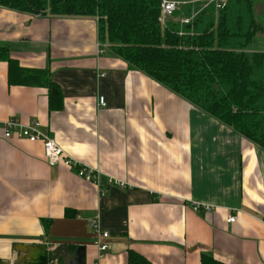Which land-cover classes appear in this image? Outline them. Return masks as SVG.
<instances>
[{
	"label": "crops",
	"instance_id": "0c3cea01",
	"mask_svg": "<svg viewBox=\"0 0 264 264\" xmlns=\"http://www.w3.org/2000/svg\"><path fill=\"white\" fill-rule=\"evenodd\" d=\"M98 27L92 16L0 7V44L22 66L49 69L63 105L50 109L46 87L9 85L0 61V264H35L40 244L48 264H77L80 246L85 264H129L130 250L151 264H264V150L129 66ZM11 118L37 119L100 181L49 164L40 141L6 138ZM94 218L109 233L103 253Z\"/></svg>",
	"mask_w": 264,
	"mask_h": 264
},
{
	"label": "trees",
	"instance_id": "16d2710c",
	"mask_svg": "<svg viewBox=\"0 0 264 264\" xmlns=\"http://www.w3.org/2000/svg\"><path fill=\"white\" fill-rule=\"evenodd\" d=\"M194 5L196 11L201 7L199 2L185 4L176 15H192ZM0 7L33 14L96 17L99 40L108 43L129 66L264 150V50L248 49L262 28L253 0H229L218 14L210 5L191 22L182 25L177 20L166 27L159 20L161 0H0ZM0 61L8 63L9 85L46 87L50 109L62 108L49 69L22 66L6 44H0ZM201 261L226 264L206 255ZM129 264L151 262L130 250Z\"/></svg>",
	"mask_w": 264,
	"mask_h": 264
},
{
	"label": "built area",
	"instance_id": "2783aa9c",
	"mask_svg": "<svg viewBox=\"0 0 264 264\" xmlns=\"http://www.w3.org/2000/svg\"><path fill=\"white\" fill-rule=\"evenodd\" d=\"M201 3L200 9L196 11V7L192 9V15L190 16H180L179 21L182 25L191 22L193 17L202 9L214 5L216 14L219 10L223 9L229 2V0H161V15L159 20L164 27L170 22L171 18L176 14V11L181 9L185 4H195ZM179 34H183L182 31ZM100 104L106 105L105 98L100 97ZM4 136L6 138H23L31 142L40 141L43 144L45 156L51 165L63 162L67 166L73 167L77 174L86 180L98 183L100 181L101 172L99 169H94L92 167H87L80 162L74 160L69 156L65 150L59 145L55 138L51 137L46 131L41 128V124L37 119L32 120L28 124H22L16 119H8L4 123ZM114 181L110 179V182ZM120 185H124L122 182L115 181ZM195 209H199V203L195 204ZM236 216L229 217V222H234ZM91 226L93 227L95 233L99 237V250L101 253L105 252L108 248L107 240L109 238V233L102 230L97 218L91 219Z\"/></svg>",
	"mask_w": 264,
	"mask_h": 264
},
{
	"label": "water",
	"instance_id": "95a60500",
	"mask_svg": "<svg viewBox=\"0 0 264 264\" xmlns=\"http://www.w3.org/2000/svg\"><path fill=\"white\" fill-rule=\"evenodd\" d=\"M53 92H56L54 89ZM50 261L49 252L45 244L37 245L34 253H30L27 262L35 264H48ZM77 264H85V247L80 246L77 250Z\"/></svg>",
	"mask_w": 264,
	"mask_h": 264
},
{
	"label": "rangeland",
	"instance_id": "374dc122",
	"mask_svg": "<svg viewBox=\"0 0 264 264\" xmlns=\"http://www.w3.org/2000/svg\"><path fill=\"white\" fill-rule=\"evenodd\" d=\"M257 22L261 25V30L256 38L249 44V50H264V0H253Z\"/></svg>",
	"mask_w": 264,
	"mask_h": 264
}]
</instances>
